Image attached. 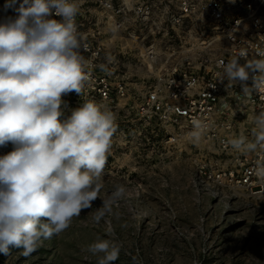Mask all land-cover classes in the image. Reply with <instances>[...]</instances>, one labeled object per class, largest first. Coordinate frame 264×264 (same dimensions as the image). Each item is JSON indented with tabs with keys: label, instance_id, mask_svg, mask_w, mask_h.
Returning <instances> with one entry per match:
<instances>
[{
	"label": "clouds",
	"instance_id": "9594fccd",
	"mask_svg": "<svg viewBox=\"0 0 264 264\" xmlns=\"http://www.w3.org/2000/svg\"><path fill=\"white\" fill-rule=\"evenodd\" d=\"M8 0L18 13L0 23V147L14 150L0 156V253L10 246L29 256L44 241L67 230L82 210L92 208L97 198L102 206L92 215L100 223L127 198V188L118 184L101 197L103 175L116 117L106 106L86 100L64 116L63 96L80 97L91 81L78 32L77 0ZM60 17V19H55ZM249 58L241 48L231 60L220 62L221 81L228 87L239 83L245 95H264V48ZM243 59L244 63H240ZM251 79V86L248 81ZM190 140L198 144L206 130L199 118L191 120ZM253 139L244 135L228 144L236 151H264V110L254 117ZM255 174L264 178V163ZM43 218V219H42ZM97 237L85 251L97 264H114L123 245ZM132 260L136 264L137 257Z\"/></svg>",
	"mask_w": 264,
	"mask_h": 264
},
{
	"label": "rangeland",
	"instance_id": "374dc122",
	"mask_svg": "<svg viewBox=\"0 0 264 264\" xmlns=\"http://www.w3.org/2000/svg\"><path fill=\"white\" fill-rule=\"evenodd\" d=\"M7 3L0 0V23L18 15ZM89 29L84 24L82 35ZM97 43L104 49L95 74L109 77L112 86L125 87L123 96L113 90L108 100L94 99L114 113L117 126L100 195L122 184L127 198L114 209L118 217L109 215L98 224L92 220L102 206L97 198L59 236L44 241L29 256L10 246L9 254L0 253V264H97V257L85 249L97 237L109 238V229L111 238L123 245L114 264H134L133 256L136 264H264V197L222 193L224 204L212 200L202 178L204 166L216 159L215 150L202 139L192 143L190 134L138 111L153 74L161 68L137 61L140 53L135 51L126 61L118 48L109 49L106 36ZM62 99V119L83 101L93 100L75 92ZM12 146L0 147V156Z\"/></svg>",
	"mask_w": 264,
	"mask_h": 264
},
{
	"label": "built area",
	"instance_id": "2783aa9c",
	"mask_svg": "<svg viewBox=\"0 0 264 264\" xmlns=\"http://www.w3.org/2000/svg\"><path fill=\"white\" fill-rule=\"evenodd\" d=\"M77 2L75 20L91 73L83 96L105 101L113 90L120 96L125 92L123 83L112 86L109 77L95 74L104 49L97 43L99 37L106 36L109 49L118 48L126 61L130 51L140 53L137 61L161 70L153 74L138 111L187 134L192 118L202 119L207 127L201 139L215 150L216 158L204 166L202 182L211 185L215 196L264 197V178L254 171L264 163V151L243 153L228 144L240 135L253 139L254 117L264 110V95H245L239 83L228 87L226 79H218L221 61L231 60L241 48L248 50L249 58H258L257 48H264V0ZM84 24L90 26L87 35L81 32ZM247 83L251 86V79Z\"/></svg>",
	"mask_w": 264,
	"mask_h": 264
},
{
	"label": "bare ground",
	"instance_id": "6f19581e",
	"mask_svg": "<svg viewBox=\"0 0 264 264\" xmlns=\"http://www.w3.org/2000/svg\"><path fill=\"white\" fill-rule=\"evenodd\" d=\"M203 183H204L203 185H205L207 187V191H208L209 195L212 197V200L218 201L221 204H224L225 203L224 200H223V198H221L220 195H218V196L213 195V193L210 190V186L211 185L208 182H206L205 180H203Z\"/></svg>",
	"mask_w": 264,
	"mask_h": 264
}]
</instances>
